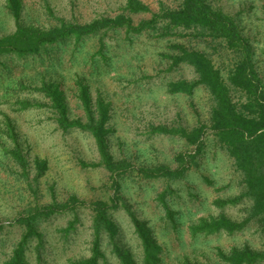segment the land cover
I'll return each instance as SVG.
<instances>
[{"label":"trees","instance_id":"16d2710c","mask_svg":"<svg viewBox=\"0 0 264 264\" xmlns=\"http://www.w3.org/2000/svg\"><path fill=\"white\" fill-rule=\"evenodd\" d=\"M222 1L158 0L155 11L140 0H127L115 14L87 22L55 16L47 6L46 11L56 22L39 26L19 20L24 0H4L16 25L13 31L0 33V91L17 94L16 100L7 102L18 111H48L50 120L63 134L90 136L99 158L91 162L80 159L79 163L85 168H104L112 192L107 198L91 202L74 193L64 201L54 196L49 203L35 200L8 223L0 220V264H55L49 258L54 246L45 224L57 216L68 217L65 225L54 229L55 242L61 244L62 252L72 251L85 224L80 211L83 207L90 209V237L79 252L64 257V264H264V248L248 243L228 249L216 246L214 258L204 260L178 249L184 233L195 241L252 228L264 237V74L255 58L254 40L240 25V12L225 10ZM146 13L148 17L141 15ZM136 15L138 19H134ZM119 33L122 36H117ZM143 35L156 46L158 63L154 73L132 79L117 77L118 82L137 87L143 81L155 80L169 94L192 96L198 88L207 93L205 120L193 126L148 124L149 137H176L191 147L175 154L174 167L164 162L136 165L126 157L116 158L110 151L111 101L101 91L93 100L90 92L89 77L118 68L129 55L134 39ZM77 63L82 69L80 73L75 71L74 85L84 119L71 117L65 89L57 76L62 73H55L69 71ZM183 66L192 70V78L171 76ZM25 93L40 97L21 98ZM4 119L1 134L11 143L1 146L2 154L16 166L14 174L36 194L47 160L36 158L35 172L30 175L31 160L15 125L9 116ZM210 146L214 149L212 158L217 150L230 160L233 176L221 187H215L208 176H201L205 186L218 192L210 199L217 212L196 215L207 205L198 187L180 189L174 184L188 180L203 160L211 159L207 155ZM159 180L162 188L151 196L155 222L140 217L124 189L128 181L137 186L151 183L153 188L152 183ZM231 188L235 192L219 194ZM148 190L150 187L144 192ZM181 191H186L189 204L181 201ZM232 209L237 210L238 217L229 213ZM121 210L127 215L126 223L118 219ZM14 225L20 234L6 252L5 234Z\"/></svg>","mask_w":264,"mask_h":264},{"label":"rangeland","instance_id":"374dc122","mask_svg":"<svg viewBox=\"0 0 264 264\" xmlns=\"http://www.w3.org/2000/svg\"><path fill=\"white\" fill-rule=\"evenodd\" d=\"M127 0H24V7L20 12L19 20L39 26H49L56 19L49 16L46 7L49 6L55 16L67 20L87 22L101 15H112L125 5ZM147 4L152 10H158V0H140ZM225 10L229 12H240V25L244 32L254 40L255 58L259 62L264 74V0H223ZM148 17L149 13L141 14ZM139 15L134 16L138 19ZM15 18L4 6V0H0V33L11 32L15 28ZM117 36H122L121 33ZM132 49L126 60L122 61L118 68L106 75L90 76V92L93 100L97 93L111 101V117L109 124L113 132L110 134V151L116 158L126 157L136 165L168 163L172 167L176 165L174 156L180 151L190 149L182 139L156 135L149 137L146 134L149 123L183 124L193 126L195 123L205 120L208 111L207 93L202 88L195 90L192 96L186 94H169L155 80L150 83L143 81L139 86H127V82H118L117 77L132 79L146 74H152L158 63L156 46L145 35L134 39ZM90 48V46H88ZM216 57L215 55L213 56ZM81 63L71 70H57L55 73L62 82L65 89L69 113L71 117H82L84 112L76 98V86L74 85L75 71L80 73ZM174 78H192L194 74L189 67L183 66L171 73ZM26 94V95H25ZM21 98L34 100L39 98L38 94L25 93ZM19 96V95H18ZM16 95H5L0 91V126L3 127L5 116H9L15 125L18 138L28 158L31 160V174L35 172L33 161L38 159L47 160V169L38 179L37 193L34 194L26 182L12 171L16 166L2 154V145H10L11 140L1 134L0 130V220L8 223L16 216L23 207L35 200L40 203H49L53 196L60 201L66 200L71 194L91 202L98 198H107L112 192L109 184L108 172L102 168H85L79 163L80 159L85 161H97L98 151L93 139L82 133L74 132L63 134L56 128V124L49 118L48 111H37L36 109L18 111L16 106L7 102L14 101ZM211 146L207 155L211 158L203 160L200 168L190 173L189 179L179 181L174 185L180 189H186L187 185L198 187L199 193L207 201L196 215L208 212L216 213L217 210L210 204V199L217 194L213 187L205 186L201 176H208L215 187H221L232 178L230 160L220 151L215 150V158H212ZM128 180V178H127ZM154 183V184H153ZM137 186L128 181L125 184V195L130 203L139 213L141 218L156 217L151 211L152 194L162 188V181ZM147 192L145 189L149 188ZM228 192L220 191V195L235 192L234 188ZM181 201L189 204L186 191H181ZM84 219L81 227L79 241L74 249L62 252L61 244L56 243L55 231L57 226L65 225L68 217L57 216L52 218L46 225L49 231V239L54 246L49 254L51 262L64 264V257L79 252L84 247L86 240L90 237L89 212L90 209H80ZM118 219H125L126 213L121 210ZM238 217L237 210L229 212ZM20 229L14 225L7 229L5 245L6 252L10 251L12 244L18 239ZM252 228L236 232L231 235L220 234L208 237H199L195 241L185 233L182 236V244L178 249L189 255L197 254L204 260L206 257L214 258V249L221 246L228 249L232 245L248 243L255 247L264 248V237H259ZM130 233H127V237ZM172 243H175L173 241ZM83 253V252H82Z\"/></svg>","mask_w":264,"mask_h":264}]
</instances>
